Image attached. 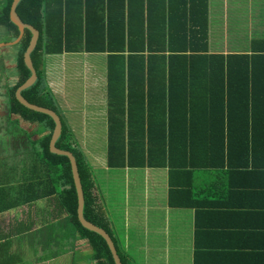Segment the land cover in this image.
I'll return each instance as SVG.
<instances>
[{
    "label": "crops",
    "instance_id": "obj_1",
    "mask_svg": "<svg viewBox=\"0 0 264 264\" xmlns=\"http://www.w3.org/2000/svg\"><path fill=\"white\" fill-rule=\"evenodd\" d=\"M238 2H211V49L251 52V39L264 36V0ZM235 10L243 12L240 25L230 16ZM109 65L105 51L47 54L42 82L93 169L98 207L129 264H264L263 136L255 151L229 139L207 164L201 153L196 164L171 167L161 150L165 115L150 105L163 97L110 94ZM110 130L143 135L138 165L108 164ZM22 132L35 140L47 130L21 119L13 134ZM0 133V264H93L88 240L59 205V186L37 166V146Z\"/></svg>",
    "mask_w": 264,
    "mask_h": 264
},
{
    "label": "trees",
    "instance_id": "obj_2",
    "mask_svg": "<svg viewBox=\"0 0 264 264\" xmlns=\"http://www.w3.org/2000/svg\"><path fill=\"white\" fill-rule=\"evenodd\" d=\"M212 1L19 0L16 5L18 16L39 31L30 53L37 78L21 94L29 102L51 108L59 115L42 82L45 55L105 51L110 64V94L128 95V99L132 94L141 98L146 94L163 97L159 103L153 101L150 105L151 111H157L159 105L156 113L165 115L167 132L161 136L166 145L161 150L171 167L186 161L196 164L195 158H204L201 153L206 155L202 164H207L212 152L216 148L223 152L229 139L244 143L255 151L254 142H260L259 136H263L261 142L264 145V129L259 130L264 126V36L251 39V52L224 53L211 49L209 12ZM11 2L0 0V41L13 40L19 33L18 27L9 19ZM238 13L243 15L241 10ZM30 37V30L25 28L20 40L12 45L17 50L13 68H6L0 57V78L7 81L5 92L1 90L2 80L0 82L3 96L0 99L7 106L5 114L0 116L3 121H0L1 132L18 142L29 143L33 148L37 146V166H41L48 181L59 186V205L77 234L88 240L93 264H115L104 238L85 228L77 217V195L69 159L49 149L53 119L48 114L27 108L15 97V89L30 75L23 61ZM113 65L118 68L120 85ZM154 81L159 82L153 84ZM250 88L251 98L245 91ZM128 103L130 114L132 104L131 101ZM248 114L251 115L249 121ZM21 119L39 122L47 132L35 140H30V134L23 132L13 137L11 133L20 128ZM60 119L61 133L55 145L70 150L75 156L84 197L83 215L109 233L98 207V198L93 193L96 184L93 169L61 116ZM10 121L16 123V129L7 127ZM225 123L233 127L230 133L226 132ZM110 131L108 164H124L127 159L128 164L138 165L136 160L139 158L136 157L143 135ZM258 131L261 134L253 136ZM151 136L149 140L156 134ZM134 145L137 148L133 152L130 146ZM111 238L121 263L129 264L130 260Z\"/></svg>",
    "mask_w": 264,
    "mask_h": 264
},
{
    "label": "water",
    "instance_id": "obj_3",
    "mask_svg": "<svg viewBox=\"0 0 264 264\" xmlns=\"http://www.w3.org/2000/svg\"><path fill=\"white\" fill-rule=\"evenodd\" d=\"M18 1L19 0H12V2L10 4V8H9V19L18 27V30H19L18 36L13 40L0 42V46L14 45L22 37L25 28L29 29L31 32V37L29 39V43H28L25 51L23 52V61H24L25 65L28 67V69L30 70V75L25 79V81L23 83H21L15 89V97L17 98V100L21 104H23L27 108L48 114L53 119L54 127L52 129L51 137L49 139V149L53 153L66 155L69 159L72 178H73V182H74V186H75V190H76V195H77V217H78L80 223L85 228L99 233L104 238V240L106 241V243L110 249L114 263L115 264H122L120 257L117 253L116 247L114 245V242H113L111 236L109 235V233L104 228H102V227L92 223L91 221L87 220L83 215L84 197H83V190H82V185H81L80 176L78 173V168H77L75 156L70 150L61 149L55 145V142L61 133L60 116L58 115V113H56L51 108H48V107H45L42 105H38L36 103L29 102L21 94V91L23 89L29 87L30 85H32L37 78V74H36L35 68L33 66V63H32L31 57H30V53L36 45V42H37V39L39 36V31L34 26H32L31 24L25 23L20 19V17L18 16V14L16 12V5H17Z\"/></svg>",
    "mask_w": 264,
    "mask_h": 264
},
{
    "label": "rangeland",
    "instance_id": "obj_4",
    "mask_svg": "<svg viewBox=\"0 0 264 264\" xmlns=\"http://www.w3.org/2000/svg\"><path fill=\"white\" fill-rule=\"evenodd\" d=\"M260 10H261V12H264V6H262L260 8ZM230 16L233 18L234 23H236L237 25H240L241 21L243 20L242 15H240L238 13V11H236V10L235 11H232V13L230 14ZM16 55H17V50L12 45L0 46V57L3 58V60L5 62L4 64L6 65V68L8 67V69H11V68L14 67V64H15V56ZM0 69H2V68L0 67ZM0 77H2V75ZM9 79L11 81V78H9ZM1 80H2V84H4V86L1 88V90H2V92H5V87L7 85V81H6V79L3 81V79L0 78V82H1ZM2 97L3 96L0 94V98H2ZM4 97H5V95H4ZM5 99H6V97H5ZM3 102H4V100H1L0 99V112L2 113V114H0V116H2L3 114H5V112H6V107L7 106ZM0 121L3 122L2 119H0ZM19 124H20V122H19ZM7 127H10L11 129H14L16 127V123L13 122V121H10V123L9 122L7 123ZM1 129H0V132H1ZM2 136L3 135L0 134V141H3ZM12 136L13 137H18L19 135L18 134H13ZM81 136L82 135H78L77 138L79 139L80 144L83 146L84 145L83 142H82V138L83 137L81 138ZM83 140H85V139L83 138ZM11 142H17V140L11 138Z\"/></svg>",
    "mask_w": 264,
    "mask_h": 264
}]
</instances>
